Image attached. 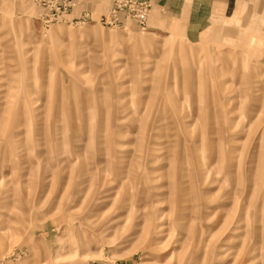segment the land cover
Returning <instances> with one entry per match:
<instances>
[{
	"label": "rangeland",
	"instance_id": "374dc122",
	"mask_svg": "<svg viewBox=\"0 0 264 264\" xmlns=\"http://www.w3.org/2000/svg\"><path fill=\"white\" fill-rule=\"evenodd\" d=\"M149 1L0 0V264H264V0Z\"/></svg>",
	"mask_w": 264,
	"mask_h": 264
},
{
	"label": "crops",
	"instance_id": "0c3cea01",
	"mask_svg": "<svg viewBox=\"0 0 264 264\" xmlns=\"http://www.w3.org/2000/svg\"><path fill=\"white\" fill-rule=\"evenodd\" d=\"M246 0H155L156 6L175 14L179 10H189L190 26L198 37L202 30L209 27L213 20H228L239 9H243ZM239 3L241 5H239Z\"/></svg>",
	"mask_w": 264,
	"mask_h": 264
},
{
	"label": "built area",
	"instance_id": "2783aa9c",
	"mask_svg": "<svg viewBox=\"0 0 264 264\" xmlns=\"http://www.w3.org/2000/svg\"><path fill=\"white\" fill-rule=\"evenodd\" d=\"M115 3L127 9L140 23H144L148 18L151 7L149 0H115Z\"/></svg>",
	"mask_w": 264,
	"mask_h": 264
}]
</instances>
